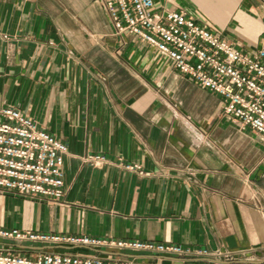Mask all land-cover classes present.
<instances>
[{"label": "crops", "instance_id": "1", "mask_svg": "<svg viewBox=\"0 0 264 264\" xmlns=\"http://www.w3.org/2000/svg\"><path fill=\"white\" fill-rule=\"evenodd\" d=\"M155 6L186 12L248 53L264 47V0ZM9 106L68 147L66 197L0 193L1 227L243 254L224 261L2 239L0 251L264 264V142L155 48L118 35L98 0H0V109ZM90 155L107 163H84Z\"/></svg>", "mask_w": 264, "mask_h": 264}, {"label": "built area", "instance_id": "2", "mask_svg": "<svg viewBox=\"0 0 264 264\" xmlns=\"http://www.w3.org/2000/svg\"><path fill=\"white\" fill-rule=\"evenodd\" d=\"M118 35L136 36L155 48L184 77L223 100V114L264 142V47L246 52L181 10L158 9L155 0H98ZM8 36L5 37L7 39ZM264 46V41H263ZM68 147L13 106L0 109V193L59 203L65 199L64 162ZM83 162L107 163L103 155ZM132 168V167H129ZM0 239L60 248H88L134 254L235 260L243 252L193 249L173 243L60 235L0 226ZM0 264H151L131 257L67 252L36 256L0 251ZM161 264V263H157Z\"/></svg>", "mask_w": 264, "mask_h": 264}]
</instances>
